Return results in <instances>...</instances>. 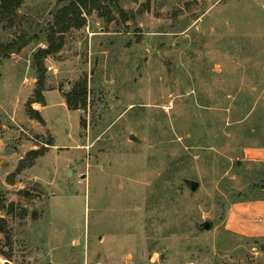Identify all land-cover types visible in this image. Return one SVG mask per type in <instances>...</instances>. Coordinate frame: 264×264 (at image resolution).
Masks as SVG:
<instances>
[{
	"label": "rangeland",
	"instance_id": "obj_1",
	"mask_svg": "<svg viewBox=\"0 0 264 264\" xmlns=\"http://www.w3.org/2000/svg\"><path fill=\"white\" fill-rule=\"evenodd\" d=\"M56 2L0 55V264H264L226 228L264 198V0L91 1L45 55Z\"/></svg>",
	"mask_w": 264,
	"mask_h": 264
},
{
	"label": "trees",
	"instance_id": "obj_2",
	"mask_svg": "<svg viewBox=\"0 0 264 264\" xmlns=\"http://www.w3.org/2000/svg\"><path fill=\"white\" fill-rule=\"evenodd\" d=\"M91 1L93 3H99L97 2L98 0H57L53 10L55 12L56 24L51 26L52 34L48 35L50 44L47 48H41V53L46 55L59 49L60 45L57 44L55 40V34L58 31L64 33V30L71 27L74 23H76L77 26L84 25L85 18L83 16V11L91 10ZM24 2L25 0H0V21L6 17L9 19L12 26H18L20 29V32L15 38L9 41H0V55L3 57H8L14 52H20L38 35L36 28L28 27L25 24L27 15L21 12ZM121 15L123 18L128 16L127 12L124 10H121ZM31 30H34L33 34H31ZM78 94L79 93H76V98L79 97ZM43 99L44 98L41 96V101H43ZM73 99L75 98H72V96H70V98L68 97L70 103H74ZM76 102L77 101H75V103ZM2 229L3 226L0 225V231Z\"/></svg>",
	"mask_w": 264,
	"mask_h": 264
},
{
	"label": "crops",
	"instance_id": "obj_3",
	"mask_svg": "<svg viewBox=\"0 0 264 264\" xmlns=\"http://www.w3.org/2000/svg\"><path fill=\"white\" fill-rule=\"evenodd\" d=\"M244 152L245 159L264 162V143L248 145L245 147ZM226 228L240 235H264V198L234 201L227 214ZM102 239L100 238V241ZM58 249L56 248V251ZM68 255L69 253L65 252L64 257ZM55 257L58 256L55 254ZM70 260L71 255L68 256L67 261ZM67 261L64 262L67 264ZM88 261L86 260L85 264H88ZM98 264L101 263L99 262Z\"/></svg>",
	"mask_w": 264,
	"mask_h": 264
},
{
	"label": "water",
	"instance_id": "obj_4",
	"mask_svg": "<svg viewBox=\"0 0 264 264\" xmlns=\"http://www.w3.org/2000/svg\"><path fill=\"white\" fill-rule=\"evenodd\" d=\"M174 67H175V64H169L168 65V70H169L171 76L173 75ZM131 138H135V136L132 134ZM186 182H187V184L190 186V188L192 190H196L198 188V186L200 185V182L198 180H194V179H187ZM205 226L207 228H209L210 227V223L206 222Z\"/></svg>",
	"mask_w": 264,
	"mask_h": 264
}]
</instances>
